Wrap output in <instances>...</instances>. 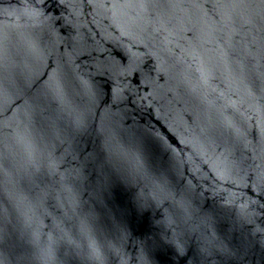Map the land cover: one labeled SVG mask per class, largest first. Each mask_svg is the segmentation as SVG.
Segmentation results:
<instances>
[{"label": "water", "instance_id": "obj_1", "mask_svg": "<svg viewBox=\"0 0 264 264\" xmlns=\"http://www.w3.org/2000/svg\"><path fill=\"white\" fill-rule=\"evenodd\" d=\"M0 264H264V2L0 0Z\"/></svg>", "mask_w": 264, "mask_h": 264}, {"label": "snow or ice", "instance_id": "obj_2", "mask_svg": "<svg viewBox=\"0 0 264 264\" xmlns=\"http://www.w3.org/2000/svg\"><path fill=\"white\" fill-rule=\"evenodd\" d=\"M262 2H264V0H262Z\"/></svg>", "mask_w": 264, "mask_h": 264}]
</instances>
